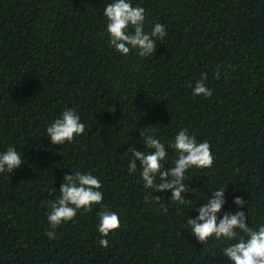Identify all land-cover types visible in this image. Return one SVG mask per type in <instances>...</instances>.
Instances as JSON below:
<instances>
[{
    "label": "trees",
    "instance_id": "16d2710c",
    "mask_svg": "<svg viewBox=\"0 0 264 264\" xmlns=\"http://www.w3.org/2000/svg\"><path fill=\"white\" fill-rule=\"evenodd\" d=\"M108 3L0 0V153L13 147L25 160L0 173V264H228L219 252L231 242L201 245L187 219L226 186L218 219L239 210L253 228L264 224V0H131L145 9L146 32L160 23L168 33L148 57L110 46ZM204 74L209 98L193 95ZM67 109L85 132L53 145L46 128ZM149 126L166 148L180 130L211 145L213 166L186 173L191 202L166 191L154 193L158 203L139 165L129 175L128 149L147 151L139 133ZM75 171L101 181L103 202L78 210L49 240L48 201ZM102 208L121 224L107 249L97 231Z\"/></svg>",
    "mask_w": 264,
    "mask_h": 264
},
{
    "label": "clouds",
    "instance_id": "9594fccd",
    "mask_svg": "<svg viewBox=\"0 0 264 264\" xmlns=\"http://www.w3.org/2000/svg\"><path fill=\"white\" fill-rule=\"evenodd\" d=\"M106 18V31L109 44L121 55L127 56L136 50L140 57H148L155 54L157 41L164 40L167 36L165 26L156 23L151 32L145 31V9L133 6L131 0H111L103 10ZM219 78V72L216 73ZM207 75L195 83L193 95H203L205 98L212 96V90L205 86ZM189 87H192L189 84ZM85 125L81 122L79 113L67 109L46 128L47 138L53 145H63L73 142L83 135ZM140 138L143 140L145 150L129 148L131 158L127 168L129 175L137 172L138 165L140 178L145 189H150L153 198L160 202V197L154 195L157 192H171V201L179 205L191 202L183 194H187L186 173L189 169H208L214 164V156L211 145L207 141L198 142L196 137L185 130H180L166 148L165 144L157 138L153 132V126L140 130ZM175 152L172 167H165L164 161L169 155L168 149ZM139 161V164L137 163ZM25 163L23 155L13 147L0 153V173H13ZM225 187L221 186L210 192L211 199L207 200L197 209L195 218H188L189 233L201 245L209 243L212 238L218 241H229L219 253L227 260L228 264H264V224L253 228L249 225L248 213L236 211L225 212L218 219V214L226 203ZM101 181L91 172H71L63 177V183L59 188V197L48 201L49 212L47 220L50 225L44 235L49 240L55 238V229L61 223L74 220L78 210L87 213L93 205L103 202L104 194L100 190ZM199 193L195 188L191 194ZM148 202L149 196L144 197ZM233 203L237 208H243L245 201L236 196ZM165 212L167 208L163 209ZM99 223L97 231L102 237L99 240L101 248L107 249L110 233L121 226L119 215L107 208H102L98 213Z\"/></svg>",
    "mask_w": 264,
    "mask_h": 264
}]
</instances>
